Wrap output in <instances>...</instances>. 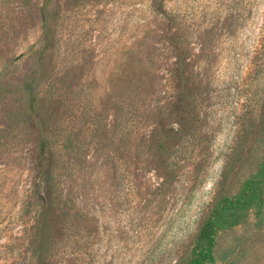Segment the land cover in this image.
I'll use <instances>...</instances> for the list:
<instances>
[{"label":"rangeland","instance_id":"1","mask_svg":"<svg viewBox=\"0 0 264 264\" xmlns=\"http://www.w3.org/2000/svg\"><path fill=\"white\" fill-rule=\"evenodd\" d=\"M159 1L165 17L154 0H0V264L36 262L32 80L68 213L50 264H178L222 186L244 200L253 179L207 264H264V0Z\"/></svg>","mask_w":264,"mask_h":264},{"label":"trees","instance_id":"2","mask_svg":"<svg viewBox=\"0 0 264 264\" xmlns=\"http://www.w3.org/2000/svg\"><path fill=\"white\" fill-rule=\"evenodd\" d=\"M154 8L157 6V10L167 16V11L164 10L165 2L154 0ZM179 40L176 36L172 37L171 45L177 46ZM184 61L181 59L178 61L179 69L184 68ZM180 78L183 80V75L180 73ZM139 87H141V80L137 81ZM34 81H30L25 84L23 92L27 97V112L31 115L34 120V124L40 130V141L38 144V157L34 161V185H33V195L34 201L33 206L35 208L34 214L32 216V236L28 239L26 245V252L29 259H32L35 264H50L51 249H54V244L56 243L55 237L52 232V225H54V217L59 211H62L63 215H68L67 210L63 211V208L59 206L60 204V192H59V180L55 173L56 163H53V157L51 152V147L47 136L44 133L43 127L45 126L44 118L40 117L42 110V100L38 91L34 88ZM40 96V97H39ZM173 128L164 131L162 137L170 139V134ZM161 137V138H162ZM163 139V138H162ZM155 151L154 153L160 154L166 151L165 143L167 141L158 140L155 141ZM234 162L230 161L227 163L226 171L224 173L223 181L228 180L227 173L233 168ZM168 173L165 177V184H172L174 180V171L172 167L171 171L168 166ZM170 180V181H169ZM262 180L253 179L246 186V198L241 200L234 197H221L223 192V187L218 193L214 206L210 213L203 217L201 225L197 231L196 239L191 247L190 252L187 256L181 259L178 264H207L212 260V249L214 247L215 236L222 225L223 215L228 209L237 208L239 206L248 207L251 206L253 200L257 198L255 189H261L259 185ZM227 182V181H226ZM69 202H73L72 198L65 200V204L69 205ZM59 207V209H58ZM58 211V212H57Z\"/></svg>","mask_w":264,"mask_h":264}]
</instances>
